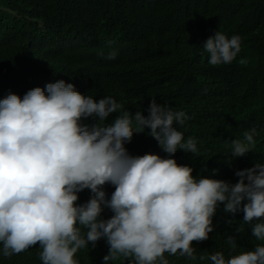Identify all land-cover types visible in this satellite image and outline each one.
<instances>
[{
  "label": "clouds",
  "instance_id": "clouds-1",
  "mask_svg": "<svg viewBox=\"0 0 264 264\" xmlns=\"http://www.w3.org/2000/svg\"><path fill=\"white\" fill-rule=\"evenodd\" d=\"M203 48L211 65L231 64L241 51V38H228L218 30ZM116 56L113 50L105 58ZM239 63L246 65L247 60ZM43 86L23 98L10 92L0 100L4 257L39 244L43 264H78V250L89 243L94 248L103 238L109 247L103 264L120 257H131L134 264H169L166 252L195 261L192 242L209 239L221 204L233 216L243 212V223L251 224L253 236L264 241V163L237 170L235 184L197 179L192 167L171 158L177 150L199 155L196 140L185 141L187 131L180 132L189 119L184 111L152 98L143 115L111 94L91 95L73 82ZM145 129L169 158L128 153L125 144ZM256 134L253 126L243 133V140H232L231 156L250 152ZM105 184L115 187L110 199ZM85 189L90 199L77 204L78 193ZM105 208L113 213L108 219L101 218ZM226 243L237 247L233 236ZM205 259L212 264H264V245L227 259L222 252L199 256Z\"/></svg>",
  "mask_w": 264,
  "mask_h": 264
},
{
  "label": "trees",
  "instance_id": "trees-1",
  "mask_svg": "<svg viewBox=\"0 0 264 264\" xmlns=\"http://www.w3.org/2000/svg\"><path fill=\"white\" fill-rule=\"evenodd\" d=\"M218 30L241 38V51L231 64L208 62L203 45ZM113 50L116 59H106ZM242 58L246 65L239 63ZM58 80L91 95L111 94L143 115L152 98L184 111L189 117L184 140L194 138L199 155L177 150L171 158L192 167L197 179L235 184L237 170L264 163V0H0V100L10 92L23 98ZM253 126L255 147L234 159L231 141L243 140ZM149 131L133 134L125 144L128 153L169 158ZM103 190L110 199L115 187L105 184ZM78 196L76 203L83 204L90 190ZM112 215L105 208L101 218ZM243 215L233 216L219 205L209 239L192 242L197 260L179 252H166L165 258L169 264H212L199 256L222 252L227 259L264 245ZM228 236L235 238L236 248L226 243ZM41 251L37 244L10 258L0 254V264H43ZM108 251L102 238L94 248L89 243L78 250L74 259L103 264ZM109 264L134 260L120 257Z\"/></svg>",
  "mask_w": 264,
  "mask_h": 264
},
{
  "label": "rangeland",
  "instance_id": "rangeland-1",
  "mask_svg": "<svg viewBox=\"0 0 264 264\" xmlns=\"http://www.w3.org/2000/svg\"><path fill=\"white\" fill-rule=\"evenodd\" d=\"M187 131V128L185 127V125L183 126L182 130L180 132L184 133Z\"/></svg>",
  "mask_w": 264,
  "mask_h": 264
}]
</instances>
